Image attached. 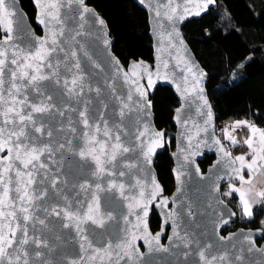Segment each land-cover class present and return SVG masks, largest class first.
I'll return each mask as SVG.
<instances>
[{
	"label": "water",
	"instance_id": "obj_1",
	"mask_svg": "<svg viewBox=\"0 0 264 264\" xmlns=\"http://www.w3.org/2000/svg\"><path fill=\"white\" fill-rule=\"evenodd\" d=\"M133 1L148 15L149 36L153 45L152 61L133 59L124 64L113 51L114 40L106 19L89 4L88 0H84L85 5L104 20L106 27L95 22L92 13L85 14V21H80V8L76 4L70 8H61V15L65 21V36L59 39L62 41L60 47L64 51L58 48L49 57L53 68L41 69L44 74L58 75L53 76L51 81L41 82L44 96L38 95L32 89L24 90L29 103L39 104L44 97L51 95L52 100L47 103L55 106L50 113L34 114L36 126L43 124L46 131L51 130L53 133L48 137L35 133L29 126L28 131L38 138L36 143L38 145L47 143L54 149L58 144L65 145L64 149L57 150L51 158L47 153L41 157L46 169L36 172L34 174L36 183L29 186L32 194L47 192L43 199H36L33 205L29 206L34 216L45 220V225L36 222L34 227L33 221L27 222L29 235L47 241L49 248L42 251L50 264H71L72 261H77L78 264H91L88 257L92 254V249L87 252L81 249L82 241L74 226L63 227L64 224H75L77 221L70 222L64 217L63 212L59 217L49 215L45 209L55 207L57 210L79 213L82 217L88 212V204L93 203L92 195L95 194L99 197V210L96 211L93 204L91 215L97 220L103 218V227L89 220L81 224L83 234L92 241L93 248H102L106 242L111 241L113 246L124 243L138 250L139 256L134 260L129 261L125 257L119 264H204L199 256L201 250L209 257L227 254V261L217 260L214 264H264L262 228L239 227L224 233L232 224L239 221L238 214L223 197L224 187L236 181L237 175L232 168H238V164L230 166V158L224 157L215 144L216 140H220L223 147L230 152L217 132L215 110L207 90L210 75L184 35L187 22L203 17L212 9H218V1L214 0V3L206 8L198 7L204 0ZM32 3L36 11L34 23L41 33L37 32L20 0H15V3L13 0H6L10 10L15 13L14 42L25 52L35 51L40 47L41 40L47 39L50 42L52 39L49 29L53 26L49 24L46 27L38 23L40 9L34 0ZM157 11L160 13L159 16L156 15ZM169 16L172 17L171 20L168 19ZM81 23H84L83 29L80 28ZM77 31H82L84 35L75 36ZM0 35H3L2 28ZM72 36H75V39H71ZM73 51L77 53L75 57L71 56ZM77 60L80 64L79 69L74 67ZM134 64L138 66L133 68ZM74 76L78 79L76 89L79 90L80 84L83 85L80 96H70L64 87L65 80L69 81L68 87H72L71 80ZM56 79L60 80L59 84L55 83ZM159 85L169 87L179 101L172 119L175 127V148L170 157L173 161L175 187L171 194H166L155 167L158 155L166 149L167 138V130L159 129L156 125L151 100ZM137 88L146 94L150 106H145ZM129 96L132 97L131 100L128 99ZM205 100L207 105L204 103ZM124 104H128L129 107L124 109L125 114L121 116L120 110ZM209 105L212 119L206 124ZM85 107L89 123H95L100 127L98 132L92 129L90 135L109 145L114 143L103 134L106 123L109 128L114 130L118 128L121 132V143L132 149L118 158L120 162L111 169L114 173L112 176L102 175L98 178L92 175L95 170L94 163L90 159L82 160L79 156V151L85 144L82 134L89 131L79 117V112ZM56 109L65 111V116H59ZM177 109L180 111L177 112ZM69 118L72 121L71 126L76 129L75 132L68 126ZM140 132L144 135L137 139ZM158 132H162L163 137H156L155 134ZM156 140H159L158 144H154ZM68 141H71V144ZM149 147L152 151L148 153L146 160L144 153L148 152ZM205 156L214 157V160L204 172L200 163ZM126 164L134 166L125 167ZM17 167L22 172L27 171L18 162ZM119 171H124L125 175L119 176ZM12 177L10 195L15 197L14 172ZM53 178L57 180L56 188L51 187ZM23 180L26 182L27 176L23 177ZM110 182L123 184L124 187L122 190L117 187L96 191L97 183L101 188L109 189ZM85 183L91 185L87 191L79 187ZM157 185L159 187H156ZM152 193H155V196ZM162 200L168 203L162 205ZM16 203L17 215L22 218L23 213L18 210L20 202ZM145 204L146 215L143 211ZM154 212L161 220L159 229L155 231L151 228ZM108 214H111V219L107 218ZM225 220L227 223H223ZM174 226L181 237L186 236V239L191 241L189 247L185 248V241L174 236ZM157 233H160L159 245L152 241L150 251L144 237L148 236L151 239ZM206 245L211 247H205ZM26 247L31 252L34 245ZM158 247L167 248L168 251L157 250ZM116 251L123 254L120 249ZM185 253L188 255L185 256ZM237 256L240 257L239 260L236 259ZM81 257L84 259L81 260ZM115 262L116 257L113 256L111 264ZM30 264L38 262L31 258ZM96 264L100 262L97 261ZM104 264H109L107 258Z\"/></svg>",
	"mask_w": 264,
	"mask_h": 264
},
{
	"label": "snow or ice",
	"instance_id": "obj_2",
	"mask_svg": "<svg viewBox=\"0 0 264 264\" xmlns=\"http://www.w3.org/2000/svg\"><path fill=\"white\" fill-rule=\"evenodd\" d=\"M37 7L40 9V17L38 18V23L45 25L46 27L51 24L53 27L49 29L52 35V39L49 42L47 39L40 41V47L35 51L25 52L23 49L17 47L14 42V28H13V17L15 13L10 10V6L6 4V0H0V28L3 29V35H0V264H30V259L34 258L38 264H50L46 259L45 253L42 249H48L49 245L46 240L41 239L38 236L29 235V227L27 222L33 221V227L36 222L40 225H45L44 219H39L34 216L30 207L33 205L34 200L43 199L47 195L46 191H43L39 194H32L29 191V186L36 183L34 174L40 169H46V164L41 161V157L46 153L48 157L51 158L57 150L64 149L65 145L63 143L58 144L57 148H53L50 144L43 143L37 144L36 140L38 138L34 137L31 132L28 131L29 126L35 133H41L42 135H47L48 137L52 136L51 130H45L43 124L40 126L37 125V121L34 118L35 113H50L54 105L47 103V101L52 100V96L48 95L44 97V100L39 103H29L28 96L24 95L25 89H32L38 95L44 96V93L41 91V82L44 80H52L53 76L58 74L53 73V75H47L42 72V67H47L49 69L53 68L54 65L49 62V57L52 53L56 52L59 48L60 51H64L60 44L62 41L60 37L65 36L64 24L65 21L61 15V8L68 7L70 8L73 4H76L80 8L79 19L80 21H85V14L92 13L95 17V22H98L101 26H105L103 19H100L95 13L94 10L87 7L84 3V0H34ZM15 3V0H13ZM214 3V0H204L202 5L198 7L206 8L209 4ZM197 14H199L197 12ZM157 16L160 13L157 11ZM169 20L172 19L171 16L168 17ZM18 23V22H17ZM59 26V27H56ZM80 28H84V23L80 24ZM55 29V30H53ZM84 33L82 31H77L75 36H82ZM178 35V33H177ZM75 36H72L71 39H75ZM47 45V47H46ZM11 53V55H9ZM86 54V53H85ZM77 53L75 51L71 52V56L75 57ZM142 65V62H141ZM138 65H133V68ZM76 69L80 68L79 61L77 60L74 64ZM55 83L59 84L60 80L56 79ZM64 87L67 89L70 96H80L83 92V85L80 84L79 90L76 89L78 84V79L74 76L71 80L72 87H68L69 81L65 80ZM135 83V81H134ZM7 84V87L5 85ZM149 86H151V77L149 76ZM97 91H99L97 89ZM139 95L144 99L145 106H150L146 100V94L143 91H140L137 88ZM129 100L132 99L131 96L128 97ZM207 105V101H204ZM128 104H124L120 110V115L123 116L124 109L128 108ZM207 113L208 120L205 123H209L212 119V113L210 111ZM73 111L75 109H72ZM57 114L61 117L65 116V111L56 109ZM180 110L177 109V112ZM79 117L86 129L89 131L84 132L82 135L85 139V144L83 148L79 151V156L82 160L88 161L89 159L94 163L95 170L92 172V175L101 178L102 175L112 176L114 175L112 168L116 167L119 164V157H122L123 154L130 152L132 149L124 146L121 143V132L118 128H109L105 123L104 126V136L108 140L114 141L109 145L105 141L97 140L95 136L90 135L92 129L95 131H100L99 125L89 123V116L87 114V108L79 112ZM68 126L72 132H75L76 129L72 127V121L69 118ZM246 129L249 133L247 138L237 139V130ZM224 133V139L230 141L232 146H237L239 144L246 145L250 150L246 155H237L232 157V154L228 152L220 140H216L215 144L219 147V151L224 157H229V165H235L239 163V168L233 167L232 171L239 176V179L245 183H251V181H245L243 172L247 170L249 175H254L256 171L260 168H264V130L257 128L254 124L248 120H238L232 123L229 126H226L222 129ZM257 133L259 137L257 138ZM144 133L140 132L137 136L139 139L140 136H143ZM156 137H163L162 132L155 134ZM71 144V141H68ZM159 140L154 141V144H158ZM99 146V147H97ZM152 151V148L149 147L148 152L144 153L145 159L148 158V153ZM250 157V159H249ZM17 162L22 165L23 169L27 170L22 172L19 167H17ZM134 165L126 164L125 167H133ZM16 177V187L15 192L16 196L13 197L10 195L12 189L10 185L13 183L12 174ZM119 176H124V171H119ZM27 176L26 182L23 180V177ZM139 183V182H137ZM23 184V187L21 185ZM57 180L56 178L52 179L51 187L56 188ZM79 187L82 190L87 191L91 185L80 184ZM119 187L121 190L124 185H117L115 182L109 183V189L101 188V185L97 183L95 185L96 191H105L112 188ZM156 187H159L158 185ZM162 191V190H161ZM239 193L241 211L244 216L251 217L252 212V203L245 197V193L242 192L239 188L231 187L230 191L226 195H232L233 193ZM121 195L123 192L121 191ZM143 195V194H142ZM155 196V193H152ZM258 197L264 200V191L257 193ZM17 201L20 202L19 212L23 213L22 218L17 215ZM93 203L88 204V212H85L81 217L79 213H73L71 211H65L63 209L57 210L53 207L50 210L45 209L49 215H55L59 217L63 212V215L66 219L71 221H77L75 224L68 223L64 224L63 227H75L77 234L80 235L81 244L80 247L82 250L87 252L89 249H92V254L88 257V260L91 264H96L97 261L100 264H104L105 258L109 260L111 264V259L113 256L116 257L115 264H119L121 259L125 257L129 261L134 260V258L139 256L138 250L131 248L130 245H125L124 243H119L113 246L111 241L106 242L105 246L102 248H93L92 241L88 239L87 235H84V229L81 227V224L87 221H91L98 226L103 227V218L99 220L94 219L91 213L93 212V204L95 205L96 211L99 210V197L95 194L92 195ZM168 202L162 200L161 204L166 205ZM131 208L132 205L130 204ZM11 209V210H6ZM145 215L147 214V205L143 207ZM175 215V213H171ZM235 215V213H232ZM108 219H111V214H108ZM227 223V221H223ZM146 231V225H145ZM174 236L178 237L184 242V247H189V243L185 237H181L180 233L176 231L174 226L173 229ZM150 235V234H149ZM135 238V237H134ZM145 243L149 244V250H152V241H155L159 245L160 233H157L155 236L148 238L144 237ZM223 239V237H221ZM34 245V248L31 252L27 249L26 246ZM205 247H211L206 245ZM129 248L131 250L129 251ZM117 249L122 250L123 254L116 251ZM157 250L168 251L167 248H157ZM185 256L188 253L184 254ZM201 261L204 264H214L215 261L219 260L221 262L227 261V254L217 256H206L205 251L201 250L199 252ZM84 258L81 257V260ZM237 260L240 259L239 256L236 257ZM71 264H78L77 261H72Z\"/></svg>",
	"mask_w": 264,
	"mask_h": 264
},
{
	"label": "trees",
	"instance_id": "obj_3",
	"mask_svg": "<svg viewBox=\"0 0 264 264\" xmlns=\"http://www.w3.org/2000/svg\"><path fill=\"white\" fill-rule=\"evenodd\" d=\"M34 23L36 15L32 0H20ZM212 9L199 19L187 22L184 35L196 57L209 73V98L219 120L233 121L249 117L264 129V0H217ZM106 19L114 40L113 51L124 64L130 60H153V45L149 36L148 15L133 0H88ZM225 9L231 22L223 25L218 13ZM155 122L167 130L166 149L156 159V170L166 194L174 190L173 161L170 153L175 148L173 114L179 101L167 86L159 85L151 98ZM169 137V140H167ZM221 138V137H220ZM226 144V142L221 138ZM227 147L230 144H226ZM244 149L242 146L233 148ZM214 157L205 156L200 163L205 172ZM225 200L239 216L224 233L244 228L264 230V200L246 217L241 211L239 197L230 195ZM154 212L151 228L160 227ZM261 241H258L260 243Z\"/></svg>",
	"mask_w": 264,
	"mask_h": 264
},
{
	"label": "rangeland",
	"instance_id": "obj_4",
	"mask_svg": "<svg viewBox=\"0 0 264 264\" xmlns=\"http://www.w3.org/2000/svg\"><path fill=\"white\" fill-rule=\"evenodd\" d=\"M218 13L220 15L221 23L223 25L229 24L231 22V18H230V15L228 14L227 10L221 9V10L218 11ZM238 120H241V119H236V120H233L231 122L230 121H227V124H228L227 126L231 125L232 123H234L235 121H238ZM242 120H247V119L244 118ZM257 128H259V127H257ZM218 135L226 142V144H228V145L230 144V146H232V144L230 143V141L224 139V133H223V131H220L218 133ZM236 135H237V139L240 140L242 138H247V136L249 135V133L246 132V131H244V130L238 129ZM258 137H259V134L257 133V138ZM167 140H169V137H168ZM239 146H242V144H239L237 146H232V148H234V147L237 148ZM244 149H245V147H244ZM244 149L235 150V151L230 150V152L233 154L234 157L237 156V155H242V154H245L246 155L248 153L249 149L247 148L248 150H245V151H244ZM237 164H238V168H239V163L237 162ZM236 177L239 179V176L238 175ZM257 180L259 182H261V183L264 181V172L261 175L258 176ZM228 186H230V187H236L237 185H234L233 183H230V184H228ZM253 189H257V188L254 185L253 186H250V185L243 184V186L241 188V191L242 192H246V191H251ZM227 191L228 190H227V186H226L223 189V197L226 198V199L229 197V195H226ZM251 198H253V196ZM252 212H253V208H252Z\"/></svg>",
	"mask_w": 264,
	"mask_h": 264
},
{
	"label": "crops",
	"instance_id": "obj_5",
	"mask_svg": "<svg viewBox=\"0 0 264 264\" xmlns=\"http://www.w3.org/2000/svg\"><path fill=\"white\" fill-rule=\"evenodd\" d=\"M244 118L247 119L252 124H254L256 127H259V129L264 130L262 127L256 125L251 120V118H249V117H244ZM244 118H241V120L244 119ZM244 131L248 132L246 129H244ZM242 147L243 148L245 147L244 151L248 150L246 145H242ZM249 159H250V157H249ZM263 172H264V168H260L258 171L255 172L254 175H249L248 171L244 170V172H243L244 180L245 181H251V183H245V182L241 181L240 179H238L237 177H236V181L233 183L234 185H237L236 187L239 188L240 190H241L243 184L250 185V186L254 185L257 188V189H253L251 191L244 192L245 193V197L248 200H250V202L252 203V208H254L256 205H258V204H260L262 202V199L260 197H258L257 193L260 192V191H264V181L261 183V182H259L257 180V178ZM230 188H231L230 186H227V190H228L227 193L230 191ZM233 194H236L239 197V193L238 192L237 193H233ZM252 196H253V198H251ZM239 200H240V198H239Z\"/></svg>",
	"mask_w": 264,
	"mask_h": 264
},
{
	"label": "built area",
	"instance_id": "obj_6",
	"mask_svg": "<svg viewBox=\"0 0 264 264\" xmlns=\"http://www.w3.org/2000/svg\"><path fill=\"white\" fill-rule=\"evenodd\" d=\"M215 116H216V128H217V132L219 133L228 124H227L226 120H219L218 119V114L216 112H215ZM229 150H233L232 146L229 147Z\"/></svg>",
	"mask_w": 264,
	"mask_h": 264
},
{
	"label": "bare ground",
	"instance_id": "obj_7",
	"mask_svg": "<svg viewBox=\"0 0 264 264\" xmlns=\"http://www.w3.org/2000/svg\"><path fill=\"white\" fill-rule=\"evenodd\" d=\"M230 147V146H229Z\"/></svg>",
	"mask_w": 264,
	"mask_h": 264
}]
</instances>
